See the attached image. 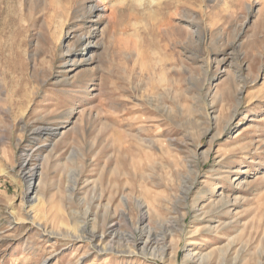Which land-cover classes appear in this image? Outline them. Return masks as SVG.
Returning <instances> with one entry per match:
<instances>
[{"label":"rangeland","instance_id":"rangeland-1","mask_svg":"<svg viewBox=\"0 0 264 264\" xmlns=\"http://www.w3.org/2000/svg\"><path fill=\"white\" fill-rule=\"evenodd\" d=\"M0 264H264V0H0Z\"/></svg>","mask_w":264,"mask_h":264},{"label":"bare ground","instance_id":"bare-ground-1","mask_svg":"<svg viewBox=\"0 0 264 264\" xmlns=\"http://www.w3.org/2000/svg\"><path fill=\"white\" fill-rule=\"evenodd\" d=\"M94 6H90L89 7V12L91 13V11H93L94 10ZM38 129L40 128V127H37ZM18 139H20V137L18 138ZM29 158H30V154L29 153H27V154H24L23 155V157H22V163H21V166H20V171H19V173H20V175L23 177V178H26L27 176H29L30 177V179H32V180H34V178H35V176H36V171H35V168H36V166H34V167H32V166H27L26 167V164H27V162H28V160H29ZM33 182V181H32ZM34 183V187H35V181L33 182ZM33 186H32V190H34V188H33ZM30 190V188H28V191ZM28 193V192H27ZM38 195H37V191H35V193H34V195H33V197H32V199L30 200L31 202H33V203H36L37 201H38ZM123 202H124V200H123ZM140 204V203H139ZM140 206V205H139ZM142 210V209H141ZM122 212V211H121ZM147 215H148V211H147V209L143 212V213H141L140 215H139V221L140 222H142L144 219H145V217H147ZM111 225V224H110ZM90 232H91V235H90V238H89V240H90V242H93V241H97L96 243H94L93 244V246H95L96 248H100L101 247V250H105V244H103V245H101V242H103V240H104V238H105V234H106V230H101V231H95V227H93V229H91L90 230ZM75 238H83L82 237V235H79V236H76ZM140 241V240H139ZM138 242V240H136V238H133V239H131V241L129 242V243H127V245L128 244H130V245H128V248H126V249H123V250H120L121 252H127V253H129V254H134V249H135V247H137V246H140L139 247V249L144 253V252H146L147 250H148V245H150V243H151V241H150V235H148L147 237H146V239H144V240H141L140 241V243H137ZM99 245H101V246H99ZM122 247V246H121ZM132 247H134V248H132ZM123 248V247H122ZM132 249V250H131ZM149 249H150V247H149ZM152 251H153V254L155 255V257L158 259V260H163L164 259V253H165V247H161V248H156L155 246L154 247H152ZM171 252L174 254V249L173 250H171ZM83 254V253H82ZM85 256H86V254L84 255L83 254V256H81L79 259H78V261H80V260H84V258H85ZM209 256V253H207V254H205V255H202V257H201V259H203V258H206V257H208ZM77 260V259H76Z\"/></svg>","mask_w":264,"mask_h":264}]
</instances>
